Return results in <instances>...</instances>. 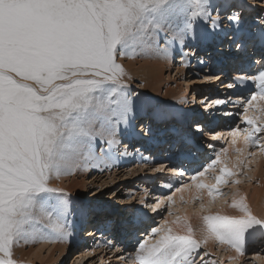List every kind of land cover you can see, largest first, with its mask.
I'll use <instances>...</instances> for the list:
<instances>
[{
	"label": "snow or ice",
	"instance_id": "6c2138e0",
	"mask_svg": "<svg viewBox=\"0 0 264 264\" xmlns=\"http://www.w3.org/2000/svg\"><path fill=\"white\" fill-rule=\"evenodd\" d=\"M262 6L264 0L249 5L251 9ZM257 20L256 32L246 30L242 10L232 0H0V253L5 256L0 264H15L13 244L34 236L30 226L38 223L37 212L49 221L57 241L71 242L77 221L81 226L103 224L116 235L138 234L153 219L147 209L154 211L162 199L124 207L119 219L108 222L100 219L87 197L77 202L70 193L59 192L50 211L38 198L42 193L58 192L48 185L61 175L101 167L113 146H119L122 132L138 135L135 119L145 109L160 123L182 118L136 93L125 79L120 59L187 56L186 47L210 43L221 35L234 37L236 48L254 39L264 50V15ZM224 23L233 31L223 32ZM167 29H172L171 36L165 34ZM260 59L264 61V55ZM198 63L207 68L203 59L198 58ZM230 79L238 86L259 80V89L248 84L245 115L254 101L264 100V65L251 73L240 62ZM226 102L227 98L218 101ZM244 123L255 129L245 143L259 146L264 137L258 134L264 133V127L254 118H245ZM246 130L236 127L230 133L235 137ZM212 166L195 170L192 182ZM233 175L225 167L215 178V186H196L208 189L214 200L219 186ZM186 186L187 181L175 190ZM164 198L171 200V195ZM232 207L243 215L204 216L199 240L190 225L183 234L172 227H150L151 237L158 239L139 241L136 261L209 264L201 248L211 239L244 255L248 241L264 239V219L253 215L243 199Z\"/></svg>",
	"mask_w": 264,
	"mask_h": 264
},
{
	"label": "rangeland",
	"instance_id": "374dc122",
	"mask_svg": "<svg viewBox=\"0 0 264 264\" xmlns=\"http://www.w3.org/2000/svg\"><path fill=\"white\" fill-rule=\"evenodd\" d=\"M243 1L244 0H232V4L242 10V18L245 29L251 30L252 32H256L260 27L257 18L261 15H264V6H262L259 10L258 8H256V9H251L249 11L247 8L244 9L238 5L239 2L242 3ZM246 1L249 4H252L254 3L255 0H246ZM217 3H222V0H218ZM246 7L249 6L247 5ZM176 23H178V21L173 23L174 26L172 25V29L176 27ZM172 29H170V32L172 31ZM232 31L233 29L230 27V25L228 23H224L223 32H232ZM168 35L170 36L169 33ZM218 38L219 41H216ZM218 38L210 43H199V44H194V47H192L193 45H191L190 47H186L184 51L188 53L187 56L183 57L179 54H175L174 55L175 57L179 56L180 57L179 59L181 60L184 59L183 63H178V65H176L177 61H175L173 66L171 64L172 67L164 70L165 72L163 73V83L161 82L159 85L156 86L160 91L158 92L157 95H155V97L154 96L151 97L152 105H157L160 108H163L168 111L170 107H173L175 103H179L180 97H174V96L166 97L167 90L175 91L178 93L180 89L177 87H179L181 84L182 85L184 84V79L186 77H188L189 79L199 74L198 75L199 78L197 77L199 79L198 80L199 82L195 83L194 81H191L190 85L192 87H190V85L189 86L186 85L184 87V90L187 91L186 98L187 99L189 98L188 99L189 102L187 101L189 106L196 107L197 104V107L199 106V108H201V109H197V108L195 109V111H200L201 113L196 117H191L192 119L190 118L191 120L188 121L192 123L191 125L189 123L190 126L189 125L185 126L183 120L177 121L176 119L170 120L167 123H160L158 121L151 119V115L149 111L145 109L144 110L145 112L144 111L140 112L142 115H138L139 117L137 116V118L135 119L136 130L137 133H139L138 135H131L127 132H122L118 138L120 141L119 146L118 147L113 146L110 156L104 157V161L101 164V167H90L83 171L77 170L78 173L75 170L76 174L74 173L73 170V174L72 175L70 174L71 176L69 175V178L61 175L59 179L56 180L54 179V181L52 180V183H49L52 186L50 185L48 186L51 188H53L54 186V189H57L58 192L40 194V197L38 199L40 200L41 205L42 206L46 205L44 206V208L50 211L51 208L55 205L54 201L56 200V197L58 196L59 192L70 193L71 198L77 202H79L78 198H83V197H87L88 200L94 202L95 205H98L99 203L102 202L103 203L109 202V204L105 203L106 205H103V206H107L105 207V209L103 208L97 209L98 207H96V209L98 210V212L101 211V213L99 212L100 215L108 213V216H110L111 221H115L119 219L121 215V209L129 206L127 205L128 203H132L131 205H136V206L138 205V197H142L141 196L142 193H145L143 195L148 196L149 200L151 199L150 201L152 200L156 201V199L154 198H159L160 196L163 195L164 197H166L168 194L171 195V198H173V194L176 187L184 184L185 181L191 180L190 179L192 177L191 174L195 170H199L201 167H207L213 164L214 162H217L216 160V158L218 157L216 156L218 154L217 152L219 151L223 152L222 149L227 147V143L230 140V138H228L227 133H229L231 129L236 127H239L242 130L247 129L246 131H241V133L242 134L245 133V135H248L249 132L255 131L253 127L245 125L244 123L245 118L255 117L254 119H256L257 125L260 127H264V103H263L264 100L257 99L256 101H254L253 106L249 109L247 108V112L245 115L244 113H245L246 103L244 97L246 95H249L250 92L248 91V88L246 89L247 91L243 93L241 91L235 90V88L238 87V85L230 79L232 73L234 72V69L240 66V62H243L245 64L247 71L251 73L258 72L257 70H260L262 65H264V61L260 59L261 55H264V50H262L260 46L259 48L255 49L259 45V43L254 39L244 40L242 42V46L236 48L233 46V41L235 38L225 37L223 35L219 36ZM161 46L163 47V44ZM215 46L217 47L215 48ZM198 58L203 59L205 61V63L207 64V68H204L203 65L198 63ZM225 59L226 60L230 59L228 61H231V63L234 64L233 66L232 64L226 63L228 68L231 69L230 73H228L227 68L226 69L224 68L226 67V64H224L225 62L222 63V61ZM118 62L121 63L125 69L126 81L128 83L133 81L130 85L131 88L134 89L136 93L145 96L147 91L146 92L144 91L143 85L140 82H138L139 80H136L135 75L133 74L131 69L125 66L126 60L120 59ZM236 65L237 67L235 68ZM178 68L180 69V71ZM214 74L218 75L219 78L215 79ZM129 77L130 79H128ZM215 80H219V81H215ZM258 81L259 80L256 79L255 81H249V82L254 84V89H259L260 83H258ZM194 83L195 86H193ZM230 84L232 85L231 87L229 86ZM225 98H227L226 103L223 104L218 103V101H222ZM193 99L196 100V103L195 100ZM257 109H261L262 111H257ZM226 112L232 113V115H226L225 114ZM210 113L216 114L218 118L213 119L212 117L209 116ZM230 117L232 119H230ZM185 119L188 120L189 117ZM209 120H211V123L209 122ZM197 123L201 125L200 129H197L195 127ZM214 126L215 128L217 126H220L221 129L220 130L217 129L216 131L215 130L213 131L212 128H214ZM217 131L218 133H216ZM175 133H178V135H175ZM258 135L264 137V133H259ZM209 145H212L213 147H209ZM248 149H249L248 152L240 151L239 153L241 154L243 153L242 155L237 153L240 156L226 155L223 161L221 160V162L226 163V165L230 162V164L232 165L228 164L229 165L228 167H230L229 170L232 171L233 173H235L234 171H237V173H235L233 177L232 176L228 178L226 177V183L224 185L219 186L221 191L219 189L218 193H214V195L216 196L219 194V196L215 197V201H218L219 199H224L228 191L231 189V187L234 186L235 181L241 178L242 180H239L240 183L238 185L237 184L235 185H237V187L239 188H242L243 190L248 189L245 195L247 201L244 199L243 201L245 204L248 203L247 205L251 210L252 214L258 216L262 214V209L264 208L263 206H262L263 208L261 207V204L259 206L257 199L259 197L263 198L264 196V188L261 189L262 187H264L263 186L264 182L263 183L260 182V181H264L263 179L264 176L261 179H259L260 176L259 178H257L258 175H260V173L263 174V172L260 171L264 169V158H261L264 156L263 155L260 156L261 160L259 161L262 163V167L261 169L259 168L256 172H253L255 169L254 165H251L252 166L251 167V166H246V164L253 159V156L255 154L258 155V153L262 149L264 150V140H261V144L259 146H252L250 144L248 146ZM225 158L228 159L225 161ZM233 158L235 159V162ZM222 163L220 162L215 163L213 167L216 169H214L213 167L212 168L208 167L210 171L213 170L215 172L208 171V175H206L205 178L201 179L203 181H199V184H207V182L209 183L211 181L210 182L211 187L215 186L216 185L215 178L222 174V168H225L226 166V165L224 166V163L223 164ZM188 165H190L191 168L188 169L187 173L182 172L178 168V166L179 167L184 166L183 168L187 169ZM219 165L221 166V168L217 167ZM173 168H175L176 170H171ZM217 169L219 171L216 172ZM232 169L235 170L233 171ZM250 169L253 171H251ZM257 172H259L258 175L256 174ZM152 173H155L152 183L146 182V178L151 177ZM215 173H217L218 175ZM160 176H164L165 179L157 180L156 178ZM61 179L63 180L62 183L60 182ZM58 180L61 184L64 185H60ZM56 181L57 184L55 183ZM174 182L176 183L174 184ZM169 183L171 184L173 183L172 188L168 187ZM230 185L232 186L230 187ZM259 189L261 190L259 191ZM262 190L263 192L261 193ZM90 193H94V195H89ZM224 193L226 194L224 195ZM239 193H241V191H239ZM135 194L137 195V197ZM249 196L250 198L254 196L252 199L253 202L256 200L257 204L256 202L254 203L256 204L257 207L253 203H250L252 199H250ZM237 197L242 198V195L240 194ZM261 198H259V200L264 201V199L262 200ZM198 200L196 199L195 202L191 203V209L192 210L194 209L195 212L198 211L197 210L198 209L197 206L199 204L197 203ZM170 201H172V199L168 200L167 205H165L162 208V210L161 209L159 211L157 210L158 214L157 213L155 214L152 210L151 211L148 210L149 215L153 217V219H151V221H148L143 226V228H141V230L138 231V234L136 236L122 235L123 236L122 239L121 235H116L111 229L105 228L104 230H102L97 226H96L97 231L100 233H96L95 231L94 232V234L96 233L95 235L89 236L90 231L86 232V230H89V228H91L89 227L90 225L82 226V230L84 231L83 234L86 233L85 239L87 243H84L83 245L84 249L83 248L80 249V247L78 246H76L78 247L77 250H74L76 249V247L73 248L70 255V259L69 261L65 262V264H101L100 259L105 260L108 257H110L108 260L112 258L115 260L113 264L115 262L120 263L125 259V257H129L130 254L137 252L138 242L145 240V238L147 237L146 234H150V232L148 231L150 227H155L157 225L161 226L162 222L166 220L167 217H170V215L174 216L173 213H175V211L172 213ZM228 201L229 202L231 201L229 197L227 198V204L229 203ZM240 201L241 200L237 202L239 203ZM208 202L209 204L214 203V201L211 202V200H209ZM233 203L235 202H232L231 204L229 203L227 205V208L228 207L232 208L231 209L232 211L228 213L229 214L228 216L229 217L242 216L243 213L240 212L239 208L232 207ZM261 203L263 205V202ZM210 205L212 206V204ZM210 205L209 208L207 209V212L204 215H209L215 209L210 207ZM113 208H117L116 212L112 211ZM102 210H106L107 212ZM234 211H236L238 214H236V212L232 213ZM35 215L38 217V223H34L30 226L33 233L35 232L34 236L30 237L26 241L14 243L12 248L11 258L15 262V264H37L38 259H34L35 256L31 258V254L36 252L40 253L39 250H41L40 249L41 244L45 240L47 242L48 247L46 246L45 248L42 249L43 250L42 253H44L43 256H46L48 254V250L46 248H50L52 243H54L55 259L49 264H57V260H59L61 256L60 250L63 248V246H66L67 244L71 243L72 240H75L80 237L77 229L79 222L77 221V226L75 227V230L73 231L71 237V242L67 240L65 242L64 241L54 242V241H50L54 239L53 237H51L53 230L52 231L50 230L51 225L49 224L48 226L47 223L48 220L46 218L44 219V217L39 212H37ZM199 215L202 214L194 213L192 218L189 220L187 224L188 226L189 225L192 226L196 239L202 238L203 234L201 233L202 232L201 230L204 228L203 227L204 224L202 225L203 219ZM211 215L225 216L223 214H213V213ZM187 225L186 226L179 225L177 226V228L183 234L182 231L184 232L186 231ZM45 230L47 231V234ZM198 232H200V234H198ZM80 238H83V236L81 235ZM153 239L155 242V240L158 239V237L151 238V241ZM112 241L115 242L112 243ZM214 241L216 243H214ZM214 241L210 246L212 248L211 250L210 247L209 249L207 248V246H209L208 243H207L208 245L207 244L205 245L206 246L205 248L204 247L201 248L202 252H206L208 254L205 257V259L209 260V264H264V239L258 238L257 242L254 243L253 245H247L245 247V254L243 255L242 260L239 259V262L237 261V263H236L237 258H232V255L230 253L232 248L225 246L227 244H220L216 240ZM111 243L113 248H108L107 250L106 245ZM81 244L82 243H80L79 246ZM223 246L226 248H224ZM123 247H125L129 251H127L126 249L125 250L121 249ZM101 248L103 250H101ZM227 248H229V251ZM86 251L89 252L90 254L86 255V260L84 261L82 259V255L85 256V254L87 253ZM0 259H5L3 253H0ZM30 259L31 262H29ZM135 260H136V256H135ZM35 261H37V263ZM136 262L137 264H139L138 261ZM41 264H47V263L44 261L41 262ZM201 264H203V262H201Z\"/></svg>",
	"mask_w": 264,
	"mask_h": 264
},
{
	"label": "bare ground",
	"instance_id": "6f19581e",
	"mask_svg": "<svg viewBox=\"0 0 264 264\" xmlns=\"http://www.w3.org/2000/svg\"><path fill=\"white\" fill-rule=\"evenodd\" d=\"M216 2H218V0H216ZM254 3H257V0H255L254 1ZM254 3H252V4H254ZM252 4H249V3H247V1L246 0H244L242 3L241 2H239V6L241 7V8H247L249 11L251 10V8L250 7H246L247 5L249 6V5H252ZM261 8V7H260ZM260 8H258V10L260 9ZM174 26V25H173ZM168 33L170 34V36H171V34H172V31L170 32V29H167L166 30V32H165V34L166 35H168ZM234 38V37H233ZM216 41H219V38L216 40ZM259 46L260 45H258L255 49H257V48H259ZM192 47H194V44H193V46ZM217 46H215V48H216ZM210 49V48H209ZM212 49V48H211ZM217 49H219V48H217ZM175 55V54H174ZM173 55V57L172 58H169V59H161V58H152V59H141V58H135V59H127V58H124L125 60H126V64H125V66L127 67V68H129V69H131V71L133 72V74L135 75V78H136V80H139L138 82H140L142 85H143V87H144V91L146 92V96L148 97V98H151L152 96H154L155 97V95H157L158 94V92L160 91L156 86L157 85H159L161 82L163 83V73L165 72L164 70H166L167 68H170V67H172L173 65H174V62L175 61H177V63H176V65H178V63H183V61H184V59L183 60H181V59H179L180 57L178 56V57H175ZM182 56V55H181ZM251 56V55H250ZM184 57V56H183ZM248 58V57H247ZM140 59V60H139ZM177 59H179V60H177ZM186 59V58H185ZM212 60V59H211ZM228 60H230V59H228ZM228 60H223L222 61V63H224V64H226V63H229V64H232L231 63V61H228ZM251 60V59H250ZM172 61V62H171ZM187 61V60H186ZM238 62V61H237ZM171 64H172V66H171ZM237 64V63H236ZM184 65H185V63H184ZM221 65H223V64H221ZM233 66H234V64H232ZM258 65V64H257ZM137 66H139V67H137ZM237 67V65L235 66V68ZM225 69L227 68V70H228V73H230L231 72V69H229L228 68V66H227V64H226V67H224ZM223 68V69H224ZM234 68V67H233ZM179 69V68H178ZM177 70V69H176ZM235 70V69H234ZM179 71H180V69H179ZM257 71H259V70H257ZM179 74V73H178ZM199 75V74H198ZM198 75L197 76H193V77H191V78H189L188 79V77H186L185 79H184V84L182 85H180L179 87H177V88H179L180 90H179V92L177 93V92H175V91H169V90H167V93H166V97H168V96H174V97H180V101H179V103H175L174 105H173V107H170V109L168 110V112H170V113H173V114H177V115H179L180 117H182L181 119H176L177 121L178 120H183L184 121V124H185V126H188L189 125V123L190 122H188V121H190L192 118L191 117H196L197 115H199L201 112L200 111H195V109L197 108V109H201V108H199V106L197 107V104H196V107H194V106H189V104H188V99L186 98V90H184V87L187 85V86H189L190 85V83H191V81H194L195 83L196 82H199L198 80ZM178 76V75H177ZM198 77V78H197ZM201 77V76H200ZM216 79V78H215ZM215 81H219V80H215ZM133 81H131V82H127L129 85H131V83H132ZM186 82V83H185ZM195 83L193 84V86H195ZM257 83V82H256ZM258 83H259V81H258ZM248 84H252V83H250L249 81L247 82V84H241V85H239L238 87H236L235 88V90H238V91H241L242 93L243 92H245V91H247L246 89L248 88ZM137 85V84H136ZM257 85H259V84H257ZM190 87H192L191 85H190ZM255 90V89H254ZM160 95V94H159ZM178 95H180V96H178ZM181 97H182V99H181ZM193 98V97H192ZM193 100H195V99H193ZM188 101V102H187ZM154 102V101H153ZM151 103H152V100H151ZM195 103H196V100H195ZM254 103V102H253ZM262 103V102H261ZM264 103V102H263ZM199 104V103H198ZM201 104V103H200ZM249 109V108H248ZM145 112V111H144ZM184 114V115H183ZM138 115H142L141 113H139ZM216 115V114H215ZM252 115V114H251ZM254 115V114H253ZM257 115V114H256ZM217 116V115H216ZM139 117V116H138ZM189 117V119L187 120V119H185V118H188ZM191 118V119H190ZM249 118V117H248ZM255 118V117H254ZM152 119V118H151ZM230 119H232L231 117H230ZM243 119V118H242ZM136 121V120H135ZM243 121V120H242ZM241 122V121H240ZM192 123H190V125H191ZM189 125V126H190ZM237 126V125H236ZM213 129V131L215 130H220L221 128H220V126H217L216 128H215V126H214V128H212ZM139 130V129H138ZM137 131V130H136ZM212 131V132H213ZM139 132V131H138ZM183 132H185V131H183ZM209 133V132H208ZM214 133V132H213ZM216 133H218V131L216 132ZM215 133V134H216ZM248 133V132H247ZM139 134V133H138ZM141 134V133H140ZM175 135H178V133H175ZM202 135V134H201ZM227 135H228V138H230V140H229V142L227 143V147L226 148H224L223 150H225V151H223V152H217V151H215V152H217L218 154L216 155V156H218L217 158H216V160L218 161V162H220V163H222L221 162V160L223 161V159H224V157L226 156V155H232V156H234V155H239V154H241V153H239L240 151H245V152H248V146L250 145V144H246L245 143V137L247 136V135H245V133L244 134H242L241 132H240V134L239 135H237V136H233V135H231V133L229 132V133H227ZM119 138V137H118ZM233 141H235V143H233ZM196 144V143H195ZM250 148H251V146H250ZM257 148H259V147H257ZM253 149V148H252ZM219 150H220V148H219ZM237 150H239V151H237ZM195 152V151H194ZM256 152H257V150H256ZM263 152H264V150L262 149L259 153H258V155H254L253 156V159L251 160V161H249L247 164H246V166H251V165H254L255 167V169H254V171L253 170H251V171H253V172H256L259 168L261 169V167H262V163L259 161V160H261V158H264V157H261L260 158V156H264V154H263ZM197 153V152H196ZM237 153H239V154H237ZM243 154V153H242ZM241 154V155H242ZM240 156V155H239ZM238 156V157H239ZM231 157V156H230ZM259 158V159H258ZM228 159V158H227ZM226 158H225V161L227 160ZM233 160H234V162H235V159L233 158ZM218 162H214L213 164H211V165H214L215 163H218ZM224 163V162H223ZM222 163V164H223ZM228 163V162H227ZM188 164V163H187ZM221 164V165H222ZM229 165H232V164H230V162L228 163ZM226 165V163H224V166L226 165L227 166V168L229 169L230 167H228L229 165ZM178 165V164H177ZM223 166V165H222ZM223 166V167H224ZM225 166V167H226ZM184 167V166H183ZM213 167V166H212ZM212 167H209V168H212ZM216 167V166H215ZM217 167H220L221 168V166L219 165V166H217ZM252 167V166H251ZM250 167V168H251ZM178 168H180L179 166H178ZM191 168V166L190 165H188V168L187 169H190ZM209 168H208V170H207V172L205 173V175H203V176H200L195 182H192V177L190 178L191 180H189V181H187V186L186 187H183L182 188V190H173L174 191V194H173V198H171L172 199V201H170V205H171V211H172V213L175 211V213H173L174 214V216H171L170 215V217H167L166 218V220H164L163 222H162V225H161V227H172L173 228V231L174 232H177V233H181V231H179V229L177 228V226H179V225H187L188 224V222H189V220L192 218V216H193V214L194 213H196V214H202V215H199L201 218H203L204 216H207V215H204L206 212H207V209L209 208V205L210 204H212V206L210 205V207H212V208H215L213 211H212V213L213 214H223V215H225V216H228L229 214V212L230 211H232L231 209V207H228L227 208V205L230 203H232V202H235V203H237L238 204V202L237 201H239V200H242V199H244V200H246L247 201V199H246V192L248 191V189L247 190H243L242 188H239V187H237V185H235L234 184V186H232V185H230V187H231V189L228 191V193L226 194V193H224V195L226 194V197L224 198V199H219L218 201H215V199L213 200V198L211 197V196H209V194H208V189H201V188H198L197 186H196V184H199V181H203V180H201V179H203V178H205L206 177V175H208V171H210L209 170ZM214 168V167H213ZM144 169V168H143ZM214 169H216V168H214ZM223 169V168H222ZM162 170V169H161ZM160 170V171H161ZM233 170V169H232ZM235 170V169H234ZM233 170V171H234ZM264 169H262V171H260V172H263V174H264V171H263ZM159 171V172H160ZM213 171V170H212ZM212 171H210V172H212ZM217 171H219L218 169L216 170V172ZM76 172H77V170H76ZM76 172H75V170H74V173L76 174ZM157 172V171H156ZM213 172H215V171H213ZM235 173H237V171H234ZM78 173V172H77ZM132 173V172H131ZM130 173V174H131ZM165 173V172H164ZM194 173V172H193ZM193 173L191 174V175H193ZM258 173L259 172H257L256 174L258 175ZM72 174H73V170H72ZM71 174V175H72ZM74 174V175H75ZM154 174L155 173H152V176L151 177H149V178H146V182H148V183H152V180H153V177H154ZM212 174V173H211ZM210 174V175H211ZM215 174H217V173H215ZM262 173H260V175H258V177L257 178H259V176H260V178L259 179H261L264 175H263ZM70 175V176H71ZM168 175V174H167ZM218 175V174H217ZM252 175V174H251ZM64 177H68L69 178V174H65V175H63ZM73 177V176H72ZM233 177V176H232ZM236 177V176H235ZM242 177V176H241ZM254 177H255V175H254ZM62 178V177H61ZM228 178V177H227ZM235 179H237V178H235ZM264 179V178H263ZM56 180V179H55ZM63 180H64V178H63ZM63 180L61 179L60 180V182L62 183L63 182ZM207 180V179H206ZM239 180H242L241 178L239 179ZM251 180V179H250ZM54 181V180H53ZM232 181H234V180H232ZM249 181V180H248ZM58 182H59V180H58ZM59 182V183H60ZM173 182V181H172ZM211 182V181H210ZM209 182V183H210ZM260 182H264V181H260ZM50 183H52V181H50ZM56 184H57V181L55 182ZM60 183V185H64V184H61ZM176 182H174V184H175ZM206 183V182H205ZM209 183L207 182V184L206 185H209ZM231 183V182H230ZM234 183V182H233ZM173 184V183H172ZM50 186H52L51 184H49ZM71 185H72V183H71ZM222 185H224V184H222ZM180 186V185H179ZM179 186H177L176 188H178ZM210 187H211V183H210V185H209ZM263 186H264V184H263ZM224 187V186H223ZM229 187V188H230ZM261 187V186H260ZM53 188H54V186H53ZM264 187H262L261 189H263ZM220 189V188H219ZM261 189H259V191L261 190ZM258 190V189H257ZM146 191V190H145ZM164 191V190H163ZM172 191V192H173ZM220 191H221V189H220ZM239 191H241V193H239ZM255 191V190H254ZM148 192V191H147ZM263 192V190L261 191V193ZM143 194H145V193H142L141 194V196L142 197H138V205L137 206H140L142 203H146V202H149L150 200H149V197L148 196H144ZM242 195V198L241 197H237V196H239V195ZM51 195H53V194H51ZM136 195V194H135ZM169 195V194H168ZM224 195H222V196H224ZM230 195V196H229ZM133 196V195H132ZM152 196V195H151ZM156 196V195H155ZM217 196H219V194L218 195H216L215 197H217ZM51 197V196H50ZM136 197H137V195H136ZM221 197V196H220ZM230 198V202L227 204V198ZM245 197V198H244ZM254 196H252V198H253ZM255 197H256V194H255ZM259 197V196H258ZM152 198H154V197H152ZM240 198V199H239ZM249 198H250V196H249ZM252 198H250V199H252ZM259 198H261V197H259ZM259 198H257L258 199V204H259V206H260V204H261V207L263 206L264 207V201H261V200H259ZM131 199H132V197H131ZM134 199V198H133ZM154 199H156V201L154 200H152L151 202L152 203H156L158 200H160V199H162V202L159 204V207L158 208H156L153 212L156 214H158V211L161 209L162 210V208L165 206V205H167V203H168V199H166V198H164V195L163 196H160L159 198H154ZM196 199L198 200V202L197 203H199L198 204V211H194V209L192 210L191 209V203L192 202H195L196 201ZM217 199V198H216ZM262 200L264 199V196H263V198H261ZM181 200H183V201H181ZM209 200H211V202H213L214 201V203H210L209 204ZM129 201V200H128ZM251 201V200H250ZM260 201V202H259ZM55 202V203H54ZM53 203L54 204H56V200L54 201ZM254 202H256V200L254 201ZM253 202V199H252V201L250 202V203H253L255 206H256V204H257V202H256V204ZM261 202H263V205H262V203ZM105 203H107V204H109V202H105ZM105 203H99L98 205H93L95 208L96 207H98L97 209H105V207H107V206H103V205H106ZM132 203H128L127 205H131ZM248 204V203H247ZM174 205V206H173ZM203 205V206H202ZM250 205V204H249ZM44 206H46V205H44ZM113 207V206H112ZM257 207V206H256ZM262 207V208H263ZM116 210H117V208H113L112 209V211L113 212H116ZM147 210H150L151 211V209L149 208V209H147ZM158 210V211H157ZM102 211H106V210H102ZM100 213H101V211H99ZM107 212V211H106ZM236 211H234V212H232V213H235ZM153 213V214H154ZM160 213V212H159ZM212 213H210L209 215H211ZM236 214H238L237 212H236ZM39 215V214H38ZM257 218H262V219H264V208L262 209V214H260V215H258V216H256ZM43 218V217H42ZM45 219V218H44ZM100 219L102 220V221H108V222H110L111 221V218H110V216H108V213L107 214H103V215H100ZM45 221V220H44ZM148 221H151V219L150 220H148ZM147 221V222H148ZM194 221V220H193ZM200 221V220H199ZM46 222V221H45ZM196 222V221H195ZM48 223V226H49V221L47 222ZM200 224V223H199ZM204 224V222L202 221V225ZM188 226V225H187ZM200 226V225H199ZM89 227H91V228H89V230H86V232H88V231H90V235L89 236H91V235H95L96 233H100V232H98L97 231V228H96V226H89ZM92 227H94V228H92ZM97 227H99L100 229H102V230H104L105 229V227L103 226V224H100L99 226L97 225ZM192 227V226H191ZM204 227V226H203ZM96 228V229H95ZM187 228V227H186ZM49 229V228H48ZM77 229H78V233H79V236L81 237V235L83 236V238H77V239H75V240H72V244L71 243H69V244H67L66 246H63V248L60 250L61 251V256H60V258H59V260H57V264H65V262H67V261H69V259H70V255H71V252H72V250H73V248H75L76 246H78V247H80V249L81 248H83V245H84V243H87L86 242V239H85V236H86V233H84L83 234V230H82V226L79 224L78 225V227H77ZM99 229V230H100ZM51 231H52V227H51V229H50ZM141 230V229H140ZM46 231V230H45ZM96 231V233L94 234V232ZM139 231V230H138ZM33 232V231H32ZM183 233H184V231H182ZM35 233V232H34ZM202 234H203V232H201ZM46 234H47V231H46ZM182 234V233H181ZM198 234H200V232H198ZM137 235V234H136ZM136 235H134V236H136ZM49 236V235H48ZM122 236V235H121ZM142 236V235H141ZM146 238L145 239H150V242H154V239L151 241V238H153V237H151V235L150 234H146ZM201 236V235H200ZM50 237V236H49ZM51 237H53V239L54 240H50V241H54V242H56L57 240L55 239V233H54V231H52V236ZM122 239H123V236L121 237ZM83 239V240H82ZM198 239H201V238H198ZM44 240V239H43ZM257 240H258V238H256V239H253V240H250V241H248L247 242V244L245 245V247L247 246V245H253L254 243H256L257 242ZM66 241V240H65ZM64 241V242H65ZM83 241V242H82ZM214 241V239H211V240H209L208 241V244H209V246H207V248L209 249V247L212 245V242ZM62 242V241H61ZM113 242H115V241H112V243ZM218 242V241H217ZM80 243H82L80 246H79V244ZM112 243L111 244H108V245H106V248H107V250H108V248H113L112 247ZM214 243H216L215 241H214ZM207 244V245H208ZM57 245V244H56ZM71 245V246H70ZM73 245V246H72ZM126 245V244H125ZM32 246V245H31ZM47 246V242L44 240L43 241V243L41 244V247H40V249L41 250H39V252L40 253H38V252H36V253H33V254H31V258L33 257V256H35V258L34 259H38V263H37V261H35L37 264H41V262H46L47 264H49V263H51L54 259H55V257H54V247H55V244L54 243H52V245L50 246V248H46L47 250H48V254L46 255V256H43V254L44 253H42L43 252V248H45ZM59 246V245H58ZM225 246H228V245H225ZM48 247V246H47ZM78 247H76V249H74V250H77L78 249ZM138 247V246H137ZM206 246H204V248H205ZM224 247V246H223ZM229 247V246H228ZM128 248V247H127ZM203 248V247H202ZM224 248H226V247H224ZM79 249V250H80ZM84 249V248H83ZM117 249H119V248H117ZM121 249H126L125 247H123V248H121ZM130 249V248H129ZM212 248L210 247V250H211ZM228 249V251H229V248H227ZM101 250H103L102 248H101ZM100 250V251H101ZM113 250H115V249H113ZM127 250V249H126ZM138 250V249H137ZM123 251V250H122ZM127 251H129V250H127ZM87 252V251H86ZM94 253V252H93ZM116 253V252H115ZM137 253V252H136ZM136 253H133V254H130V256L129 257H125V259L123 260V261H121L120 263H118V262H115L114 264H137V262H136V260H135V256H136ZM230 253H231V255H232V258H237V260H236V263H237V261L239 262V259L240 260H242V258H243V255H240V254H238L234 249H232L231 251H230ZM90 253L89 252H87L86 254H85V256H83L82 255V259L85 261L86 260V255H89ZM129 254V253H128ZM127 254V255H128ZM229 256H230V254H229ZM62 257H63V259H62ZM110 257H108L107 259H105V260H103V259H100L101 260V264H113V262L115 261L113 258L112 259H110V260H108ZM128 259V260H127ZM62 260V261H61ZM108 260V261H107ZM89 261V260H88ZM88 261H87V263H88ZM230 261H231V259H230ZM29 262H31V259H30V261ZM33 263H34V260H33ZM235 263V262H234Z\"/></svg>",
	"mask_w": 264,
	"mask_h": 264
}]
</instances>
